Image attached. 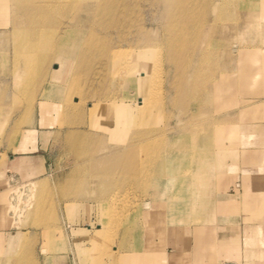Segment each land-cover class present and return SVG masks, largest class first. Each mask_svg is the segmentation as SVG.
Segmentation results:
<instances>
[{
	"label": "rangeland",
	"instance_id": "obj_1",
	"mask_svg": "<svg viewBox=\"0 0 264 264\" xmlns=\"http://www.w3.org/2000/svg\"><path fill=\"white\" fill-rule=\"evenodd\" d=\"M38 1L40 0L34 2ZM88 1L89 4L90 0ZM91 1L94 4L102 0ZM180 2L195 13L193 17H190V13L179 15L173 31L171 27H166L169 21L163 15L159 0H113L112 4L107 5L105 22L100 21L95 13L87 14L90 19L83 15L72 21L75 15L79 16L80 10L71 5L63 6L45 23L46 32L42 39L50 41L52 50L40 55L36 66L31 68L29 79H33L29 90L32 93L26 91L23 95L19 91L16 93L13 76L16 62L14 48H18L14 44L17 37L14 26L18 21H15V16L11 18L7 11L14 6L11 0H0V96L6 97L0 102V264H126L123 260L135 253L136 244L145 240L146 251L154 256L151 264L223 263L217 252L208 251L216 245V226L230 225V237H239L234 227L241 215L239 210L243 199L238 194L240 176L246 169H254L260 163V151H264V134L258 131L264 130V0ZM209 2L211 9L207 15V9L204 11V8ZM83 5L88 6L86 3ZM101 22L104 26L98 27L99 32L97 29L98 33L91 35V24ZM70 23L73 27L66 32ZM145 32H152L163 43L167 39L182 40L183 44H189L188 47L191 45L189 41L198 40L200 48H212V56L215 58L218 55L216 58L221 65L212 79H219L224 74L232 76L231 86L221 97L223 103L231 102L232 105L221 109L208 105L205 95H200L198 101L190 102L183 111L174 109L171 99L174 98L175 91L170 90L168 84L170 78L174 80L175 77L167 64L166 78L172 76L168 78L167 84L159 86L160 80L155 82L154 79L153 84L149 82L148 85L153 94L151 102H155L156 106L155 114L160 119V128L164 129L163 134L171 131L179 137L182 135L183 139L188 134L187 137H191L194 128L198 126L195 123L198 121L200 126H207L203 121L209 119L222 125L224 130V146L231 156L215 161L207 196L200 197L208 200V205L194 215V220H171L169 206L162 204L168 198L165 179L154 180L158 187L147 190L141 187L140 182L135 185V181L124 178L105 181L77 175L73 180V167H78L80 160L70 153L68 135L75 129L108 135L100 129L105 125V118L97 119L92 111L98 105V101L95 103V94L110 89L117 93V89L120 90L117 82L112 87L110 85L116 74L120 78L136 77V73L131 72V67L141 49L135 48L138 46L135 44L126 46L125 42L129 40L131 44L132 40L139 41V37H142L139 35ZM96 34L105 39L107 48H98V54L88 66H79V61L76 62L80 48L55 44L70 40L79 43L85 38H94ZM102 50L103 55L100 53ZM246 51L252 57L245 64L242 56ZM164 52L165 48L148 51V64L152 66L150 73L153 74L156 70V60L160 57V61ZM168 52L167 48L166 53ZM115 62L117 63L114 64ZM21 67L18 69V81L25 74L24 64ZM46 73L49 74L45 79L43 75ZM71 78L69 95L73 107L70 114L63 117L62 98ZM120 82L123 83L122 80ZM124 83L123 87L129 91L126 81ZM52 85L58 86L49 90ZM161 90L163 94L160 93ZM160 94L164 98H160ZM111 95L102 94L100 97L107 98ZM131 95L136 96L134 88L131 89ZM116 97L114 95L112 98L115 99L106 107L116 104ZM159 107H163V111L157 110ZM199 141V150H203L205 140L201 138ZM109 143L111 142H107V145L111 146L112 143ZM86 148L85 145L80 149ZM24 152L35 157L34 165L26 164L21 159L15 160L14 157H19ZM21 167L26 168L18 170ZM105 183L115 186L109 190L110 196L101 187ZM70 184L78 185L79 188H70ZM226 200L231 201L227 205L230 208L223 211L221 204ZM145 203H150V206L146 207ZM151 214L164 224L154 226ZM201 232L205 236L204 241L198 238ZM175 236L188 238L190 244L187 250L192 249L194 254L190 255V251H186L183 256L167 254L161 243L166 238L168 240ZM208 238H212L209 240L211 245L205 244ZM167 242L169 245V241ZM97 259L98 262L95 261Z\"/></svg>",
	"mask_w": 264,
	"mask_h": 264
},
{
	"label": "bare ground",
	"instance_id": "obj_2",
	"mask_svg": "<svg viewBox=\"0 0 264 264\" xmlns=\"http://www.w3.org/2000/svg\"><path fill=\"white\" fill-rule=\"evenodd\" d=\"M34 1L35 0H11L12 5L14 6L12 9L9 8L7 10L9 12V15L12 16L11 18L15 16V21H18V23L14 26L17 36L14 44L17 45L18 48H14V52H16V62L13 70V76L15 77L16 82V93L18 94L19 91V93L23 95L27 93L26 91H30L29 88L31 86V80L33 79H29L31 68H34L36 66V63H38L39 61L40 55L43 56L44 54H47L48 51L52 50V48L50 47V41L42 39V37L45 36L46 32L44 28L45 23L51 17V15L56 11L58 12L65 5H71L73 7L75 6L74 8L80 10L81 12L78 17L77 15H75L72 21L81 18V16L83 15L87 16V14L89 13H95L100 21L103 20V22H105L104 17L108 15L107 5L113 3V0H102L101 2L97 1L94 2V4H92L91 0L89 4L87 3L89 2L88 0ZM83 3H86L88 6H84ZM159 3H161V6L163 7V15L165 16L167 21H169L166 27H171L172 31L175 26V21L178 20L179 15L183 16V14L190 13V17H193L195 13L191 9L184 6L180 2V0H159ZM90 9L95 10H92V12H90ZM206 9L208 15L211 9L210 2L207 4V6H205L204 11ZM196 13L199 14L198 11H196ZM88 18L90 19V17ZM103 26L104 24L102 22L99 24L92 23L90 26V32L92 33L91 35L98 33V27ZM72 27L73 25L72 23H70V25H68L65 29L66 32L67 30H71ZM97 29L98 32L96 31ZM152 34V32H145L144 34L142 33L141 35H139L142 36L139 37V41H136L137 39L132 40L131 44H129V40L125 42L126 46H134L133 44H135L138 45L135 48L141 49L140 51H138L134 59L135 64L131 67V72L136 73V77H134L133 75L131 77L128 76L129 78H120L118 77L119 75L116 74L114 75L113 80H111L110 85L112 87L113 84L117 82V85L120 88V90L117 89V93L111 91L110 89L109 91H103L95 94V103L96 101H98V105L96 104L95 110L92 111H94V116H96L97 119L101 117L105 118V125H102L100 129L102 132L108 133V135H100L96 133L92 134L91 132L79 129L70 131L67 141L68 147L70 148V153L75 154L78 160H80V162H78V167H73V180L77 177V175L78 177L84 176L85 178H99L105 181L124 178L126 180L131 179L135 181V185L140 182L141 187L144 190H147L148 188L158 187V185L154 183V180L157 181V179H165L167 181L165 192L168 198L165 199L166 201H162V204H166V206H169L171 220H174V222L194 220V215L208 205L209 201L205 198L200 197L207 196V191L210 188L208 187V183L209 181H211L210 174L212 172V167L214 166L215 161L219 158H227L231 154L226 150V147L224 146V130L221 127L222 125L220 126L219 124H217L215 120L214 122L209 121V119L207 121H203V123H205L207 126H200V122L197 121L195 125L198 126L194 128V133L191 137H187L189 135L188 134L183 139L181 137L182 135L179 137V135H175L171 131L170 133L165 132L163 134L162 130L164 129L161 130L160 128V119H158V116H156L155 114L156 106L155 102H151V96H153V94L151 89L148 88V85L149 82L153 84L152 81L154 79L156 80L155 82L160 80L159 82L161 83V85L159 86H162V83L167 84L168 78L172 77L169 75V77L166 78L167 76L165 64H167L170 70L174 72L175 77H173L174 80L170 78V80L172 81L169 80L170 84H168V86L171 87L170 90L172 89L175 91L174 98L171 97L172 107L174 109H178L181 111L187 109L188 105H190V102L198 101L200 95H205L204 99L208 103V105L216 107L217 109H221L232 105L231 102L223 103V101H221V97H223L222 95H225L228 91L227 89L231 86L232 76L224 74L223 76L219 75L221 76L219 77V79H212L217 75L220 69L221 64H219V60L217 61L216 58V56L218 57V55H216L215 58L212 56L214 55V50H212V48H200L198 40L189 41L191 45L188 47L189 44H183L182 40L175 41L172 39H167L163 43V40L160 41L157 36H154ZM76 37L78 38V36ZM55 44L58 46L66 44L71 47L73 46V48H80L76 59V62L79 61V66L82 64L88 66V64H91L93 59L98 54V48H107L105 45V39L102 36L99 37V34H96L94 38L89 37V40L85 38L84 41L79 43L70 40L68 42H55ZM109 47L112 48V46L110 45ZM160 48H165L166 52L168 48L169 52L168 54L164 52V56H161L160 61V57L156 60L157 66L155 68L156 70H154L153 72V75L152 73H150V69L152 66H149L148 64L149 55L147 54L148 51H157L158 49L160 50ZM102 51L100 52L101 55L104 54V50ZM113 53L114 52L112 50V54ZM211 56L212 58H214L213 60L211 59ZM251 57V54L246 51V53L242 56V58H245L244 63L246 64L248 62V58L250 59ZM43 63L45 64L46 61H43ZM116 63L117 62H115L114 64ZM23 64L25 66V74L22 77L24 78H20V80L18 81V69H20ZM114 64H112V66H114ZM244 67L245 66H243V68ZM157 73L158 76L156 77L155 75ZM48 74L49 73L44 74L43 78L46 79L48 77ZM71 80L72 78L69 80V87L65 91L62 98L63 105L61 116L63 117L70 114L73 107L72 99L69 95V89L72 86ZM120 80H122L123 83L126 81V85L130 88L129 91L128 89H125L123 87L124 85H122L123 83H121ZM56 86L58 85H52L51 87L53 88L50 87L49 90H54V87ZM132 88H134V91H136L135 97L131 95ZM161 88L162 87H159V89ZM30 92L32 93V91ZM160 93H162V90ZM102 94H110L112 97H114V95L115 97L117 96L116 104H112V106L106 107L115 98H112L111 96L107 98H101L100 95ZM158 96H160V98L162 97L161 94ZM4 98L6 97L3 95L0 96V102H3ZM103 101H105L104 104ZM43 105L44 102L42 103V106ZM165 105L167 108V104ZM158 109H160V107L157 108V110ZM162 109H160L159 111H161ZM152 115L155 116V118H153ZM169 116L170 115H168V117ZM16 126H18V123L16 124ZM94 126L96 127V124ZM94 126L91 127L95 128ZM164 127L165 126H163V128ZM92 128L91 130L93 131ZM180 128H182V126ZM201 138L205 140V143L202 145L204 148L203 150H199V140H201ZM109 141L112 143H109L111 144V146L107 145V142ZM85 145L87 146L86 150H81V146ZM96 146H98V148ZM88 147H90L91 149L89 150ZM100 152L102 154L98 155V153ZM76 187L79 188L78 185L76 186L75 184H70V188ZM101 187L103 190L107 191L108 194L106 195L110 196L111 194L109 190L115 186L114 184L105 183ZM73 195L74 194H72V196ZM145 206L149 207L150 203H145ZM102 211L103 213H105V208H103ZM151 215V222L154 226L158 225V223L164 224V222H158V220L155 219L156 216L154 214ZM103 216L106 220V215L104 214ZM139 244L136 245L139 246ZM98 260L99 259L95 261L98 262ZM129 260L130 259L127 257L123 260V263L128 264ZM20 262L23 263V261Z\"/></svg>",
	"mask_w": 264,
	"mask_h": 264
},
{
	"label": "crops",
	"instance_id": "obj_3",
	"mask_svg": "<svg viewBox=\"0 0 264 264\" xmlns=\"http://www.w3.org/2000/svg\"><path fill=\"white\" fill-rule=\"evenodd\" d=\"M255 131H257V129ZM258 131L264 134V130ZM257 151L259 152V150ZM259 157L260 163L256 164V166L253 167L254 169H246V173H241L242 175L240 176V182L238 184L240 189H238V194H240V197L245 200L243 201V199H241L242 203L239 210L241 215L236 221V227L233 226L237 230L239 237H230V225H217L216 228L218 231L216 245L214 247L212 244L213 247L208 249L210 253H218V258L223 262L222 264H264L263 150L260 151ZM14 158L15 160L21 159V161H25L26 164L30 163L34 165V163H36L33 159L35 157L29 155L28 152H24V154ZM219 159L222 160L223 158ZM25 168L21 167L18 170H24ZM35 168L36 167L34 166L33 169L35 170ZM241 189L242 192H240ZM228 203H231V201L226 200L221 204L223 211H227L230 208V206H227L229 205ZM198 238L202 241L205 240V236L202 232L198 235ZM210 239L212 238L206 239L207 243L205 244L211 245V242H209ZM167 241H169V245ZM146 243L147 241L145 240L143 243L139 244L140 247L136 245L134 250L135 253L128 257L130 259L128 264H139L140 262H142V264H151L153 262L154 259L152 257L154 256L146 251ZM161 244L165 247L167 254L173 253L177 256H183L186 251H190V255L194 254L192 249L187 250V247L190 244V242H188V238H184L182 236L169 237L168 240L166 238Z\"/></svg>",
	"mask_w": 264,
	"mask_h": 264
}]
</instances>
